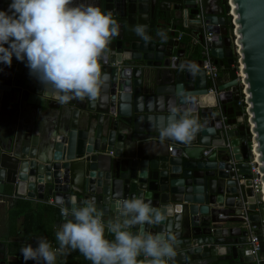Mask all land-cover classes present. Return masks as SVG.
I'll return each instance as SVG.
<instances>
[{
    "label": "water",
    "instance_id": "95a60500",
    "mask_svg": "<svg viewBox=\"0 0 264 264\" xmlns=\"http://www.w3.org/2000/svg\"><path fill=\"white\" fill-rule=\"evenodd\" d=\"M77 2L111 13L119 25L100 61L107 80L95 102L62 105L29 75L26 60L0 64V115L7 121L0 123V194L52 197L69 208L73 196L78 206L94 199L106 220L120 218L123 200L143 197L165 220L127 230L173 235L176 255L168 264H254L240 214L247 205L253 224L264 218L254 212L247 162L251 146L264 184V0H203L214 61L230 66L229 78L216 79L217 93L208 92L202 59L192 62L176 49L177 22L198 12L193 0ZM10 3L0 0V10ZM140 25L147 41L133 30ZM236 58L245 111L237 103ZM173 107L201 124L187 144L160 139ZM45 115L55 116L52 125ZM223 115L235 125L230 148L220 133Z\"/></svg>",
    "mask_w": 264,
    "mask_h": 264
},
{
    "label": "clouds",
    "instance_id": "9594fccd",
    "mask_svg": "<svg viewBox=\"0 0 264 264\" xmlns=\"http://www.w3.org/2000/svg\"><path fill=\"white\" fill-rule=\"evenodd\" d=\"M147 41L145 26L133 29ZM119 25L111 13L77 0H11L8 9L0 10V64L11 66L12 58L26 60L29 75L59 104L85 99L95 102L107 80L100 61ZM197 117L188 110L171 109L169 123L159 130L160 139L189 143L200 131ZM71 207L62 206L64 223L55 233L58 247L53 249L44 237L38 246H23L24 261L56 264L58 256L79 251L91 264H168L176 253L173 235L152 234L127 229L145 224H160L162 212L143 197L125 199L119 205L120 218L103 220L94 199ZM114 236L105 238V230ZM143 256L144 260H138Z\"/></svg>",
    "mask_w": 264,
    "mask_h": 264
},
{
    "label": "crops",
    "instance_id": "0c3cea01",
    "mask_svg": "<svg viewBox=\"0 0 264 264\" xmlns=\"http://www.w3.org/2000/svg\"><path fill=\"white\" fill-rule=\"evenodd\" d=\"M193 16H188L184 22H177L176 36L181 33L179 40L182 44L181 47H176V49L181 48L184 50V58L196 62L197 59H202V43L199 34L203 30L199 23L190 21ZM170 19L176 23L174 17H170ZM220 68L219 76L229 78V73L224 72L223 67ZM24 114L30 116L31 110L25 109ZM231 117H234V115ZM54 118L55 116L47 115L44 124L52 125ZM1 122L7 123L0 115ZM231 126V128L235 127V125ZM61 207L53 203L52 197H46L44 200H32L11 192L1 194L0 264H36L33 260L24 261L20 249L28 244L33 245V248L37 247V239L41 237L46 238L53 249L57 248L59 245L55 233L59 230L58 226L65 222L60 214ZM104 220L105 222L108 221ZM62 261L61 256H58L56 264H62Z\"/></svg>",
    "mask_w": 264,
    "mask_h": 264
},
{
    "label": "built area",
    "instance_id": "2783aa9c",
    "mask_svg": "<svg viewBox=\"0 0 264 264\" xmlns=\"http://www.w3.org/2000/svg\"><path fill=\"white\" fill-rule=\"evenodd\" d=\"M193 1L195 4V7L198 9V12L190 19V21L199 23V25L201 26L203 30V38L201 41L202 43V68L205 71L206 78L208 81L207 89L209 93H217L216 92L217 91L216 79L219 76V66L215 63L214 56L211 53L214 32L207 29L209 22L204 12L203 0H193ZM176 38L179 40L181 38V33L177 35ZM176 60H177V57L174 56L172 59L171 67L173 68L176 67L174 64ZM236 67H237V75H238L237 77L239 78V87H240V90L238 89L240 98L237 103L240 104L245 111L248 105L245 101L247 94L244 92V84L242 83L243 75L239 72V68L241 67V65L238 63V58H236ZM226 117L227 116L225 115H223L222 117V122L224 124H223L222 129L220 130V133L223 134V136L227 139V142L225 145L230 148L228 130L231 129L232 126L225 123ZM249 153H250V156L247 162L249 164L250 173H251V178H250L251 186L253 188V191L256 197L255 212H259L258 207L261 203H263V211H264V201H263L264 184L261 181V173L259 171L258 162L256 160V154L253 152V149L251 146L249 147ZM243 181H244L243 179L242 180L239 179V185H241ZM240 193H243V191L241 190ZM249 214L250 212L247 210V205H246L240 215L242 216L244 220L242 223L243 227L248 230L247 245L251 250L254 264H262V262L264 261V218H261V222L258 225H255L249 219ZM140 259L144 260V257L140 256Z\"/></svg>",
    "mask_w": 264,
    "mask_h": 264
},
{
    "label": "trees",
    "instance_id": "16d2710c",
    "mask_svg": "<svg viewBox=\"0 0 264 264\" xmlns=\"http://www.w3.org/2000/svg\"><path fill=\"white\" fill-rule=\"evenodd\" d=\"M220 67H223L224 72L230 71V66L227 65L226 63H224L223 66H219V70L221 69ZM239 90H240V87H239ZM244 123L246 124V118H245ZM248 144H250V135H248ZM258 208H259L258 211L261 214H264L263 203H261ZM105 238L109 239L110 241L114 239L113 235L110 233H107L106 230H105ZM61 258L63 259L62 264H91V261L85 259V257L83 255H81L78 250L75 252L72 251L70 255L61 256ZM138 260H141L140 257H138Z\"/></svg>",
    "mask_w": 264,
    "mask_h": 264
},
{
    "label": "bare ground",
    "instance_id": "6f19581e",
    "mask_svg": "<svg viewBox=\"0 0 264 264\" xmlns=\"http://www.w3.org/2000/svg\"><path fill=\"white\" fill-rule=\"evenodd\" d=\"M241 67H242V64H241ZM243 76H244V74L243 73H241ZM255 145V144H254Z\"/></svg>",
    "mask_w": 264,
    "mask_h": 264
},
{
    "label": "flooded vegetation",
    "instance_id": "af4514ba",
    "mask_svg": "<svg viewBox=\"0 0 264 264\" xmlns=\"http://www.w3.org/2000/svg\"><path fill=\"white\" fill-rule=\"evenodd\" d=\"M248 246V245H247Z\"/></svg>",
    "mask_w": 264,
    "mask_h": 264
}]
</instances>
